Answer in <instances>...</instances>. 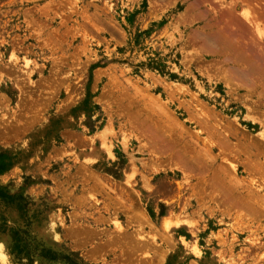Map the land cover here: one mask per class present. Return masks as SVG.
Wrapping results in <instances>:
<instances>
[{"label":"rangeland","instance_id":"1","mask_svg":"<svg viewBox=\"0 0 264 264\" xmlns=\"http://www.w3.org/2000/svg\"><path fill=\"white\" fill-rule=\"evenodd\" d=\"M0 264H264V0H0Z\"/></svg>","mask_w":264,"mask_h":264},{"label":"bare ground","instance_id":"2","mask_svg":"<svg viewBox=\"0 0 264 264\" xmlns=\"http://www.w3.org/2000/svg\"><path fill=\"white\" fill-rule=\"evenodd\" d=\"M212 39H215L216 40V38L215 37H212ZM215 40H213V41H215ZM217 41V40H216Z\"/></svg>","mask_w":264,"mask_h":264}]
</instances>
